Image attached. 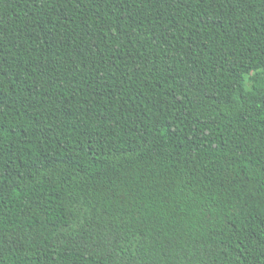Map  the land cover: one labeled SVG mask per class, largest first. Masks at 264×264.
Wrapping results in <instances>:
<instances>
[{"label":"trees","instance_id":"1","mask_svg":"<svg viewBox=\"0 0 264 264\" xmlns=\"http://www.w3.org/2000/svg\"><path fill=\"white\" fill-rule=\"evenodd\" d=\"M0 264H264V0H0Z\"/></svg>","mask_w":264,"mask_h":264}]
</instances>
